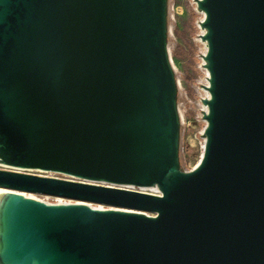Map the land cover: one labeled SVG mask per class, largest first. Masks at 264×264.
I'll use <instances>...</instances> for the list:
<instances>
[{
	"label": "water",
	"instance_id": "1",
	"mask_svg": "<svg viewBox=\"0 0 264 264\" xmlns=\"http://www.w3.org/2000/svg\"><path fill=\"white\" fill-rule=\"evenodd\" d=\"M197 5L205 144L182 170L166 0H0V162L81 178L0 185L113 207L7 193L0 264H264V0Z\"/></svg>",
	"mask_w": 264,
	"mask_h": 264
},
{
	"label": "rangeland",
	"instance_id": "2",
	"mask_svg": "<svg viewBox=\"0 0 264 264\" xmlns=\"http://www.w3.org/2000/svg\"><path fill=\"white\" fill-rule=\"evenodd\" d=\"M203 18L204 12L199 9L197 0H166V50L176 81V108L177 111L178 107L181 108L184 116V122H179L178 132V161L182 170H190L199 161L206 125L204 114L207 106L204 99L208 97L206 91L208 74L205 60L207 42L203 38L205 29L201 24ZM26 172L61 178L72 177L63 176L56 171L41 173L27 170ZM71 179L81 180L76 176ZM37 196L45 199L44 201L57 202L51 196L41 194ZM7 199L6 193L0 198V216ZM1 232L0 223V242Z\"/></svg>",
	"mask_w": 264,
	"mask_h": 264
},
{
	"label": "bare ground",
	"instance_id": "3",
	"mask_svg": "<svg viewBox=\"0 0 264 264\" xmlns=\"http://www.w3.org/2000/svg\"><path fill=\"white\" fill-rule=\"evenodd\" d=\"M170 58V61L172 63V59L171 57ZM207 74H208V71H207ZM178 83L180 84V81L178 80ZM207 91V96H209V92L208 90ZM178 111H179V115L181 116V118L183 119L184 116H183V111L181 110V108L178 107ZM203 142H202V152H201V155H200V158H199V161L197 162V164L194 166L196 167L200 160H201V157H202V154H203ZM193 167V168H194ZM0 168H7V169H19V170H29V171H38V172H41V173H45V172H50L49 170H45V169H38V168H16V167H12L8 164H4V163H1L0 162ZM191 168V169H193ZM56 173L58 174H62L63 176H72L71 178H75L74 175L72 174H67V173H63V172H57ZM40 175H44V174H40ZM48 176H52V175H48ZM54 177H57V176H54ZM63 178H66V179H71V178H67V177H63ZM132 187H135V186H132ZM135 188H139L138 190H141V191H145V192H151V193H161L160 189L157 187V186H139V187H135ZM7 194V193H12L14 195H21V196H29L30 198L34 199V200H38V201H43L45 203H48V204H69V203H80V204H89L91 207L93 208H100V209H103V208H106L104 204H101V203H93V202H87V201H83V200H75V199H72V198H66V197H62V196H56V195H49V194H42V193H37V192H26V191H21V190H17V189H14V188H10V187H5V186H2L0 185V198L3 194ZM37 194H41V195H47L48 197H54L57 202L55 203H51V202H48V201H44L43 199H41L40 197L37 196ZM109 206V205H107ZM125 210L127 211H134V209H131V208H125ZM150 214H152L154 216V212H151ZM0 223H1V230L2 232H4L5 230V227H4V222H5V217H2V215L0 216ZM3 248V243L0 242V250Z\"/></svg>",
	"mask_w": 264,
	"mask_h": 264
},
{
	"label": "built area",
	"instance_id": "4",
	"mask_svg": "<svg viewBox=\"0 0 264 264\" xmlns=\"http://www.w3.org/2000/svg\"><path fill=\"white\" fill-rule=\"evenodd\" d=\"M178 116H179V122L183 123L184 122V119H182L180 115H178ZM203 144H205V137L203 139ZM203 149H204V146H203ZM156 194H159L160 195L161 193H156Z\"/></svg>",
	"mask_w": 264,
	"mask_h": 264
}]
</instances>
